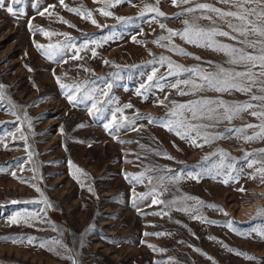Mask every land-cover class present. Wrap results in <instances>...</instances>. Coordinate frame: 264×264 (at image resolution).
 Returning <instances> with one entry per match:
<instances>
[{
  "label": "rangeland",
  "instance_id": "1",
  "mask_svg": "<svg viewBox=\"0 0 264 264\" xmlns=\"http://www.w3.org/2000/svg\"><path fill=\"white\" fill-rule=\"evenodd\" d=\"M107 2L64 0V7L60 0H22L15 7L23 15L14 16L5 0L0 9V264H264V212L257 211L264 209V177L256 171L264 168V138L245 141L259 128L235 131L264 123L250 114L264 110V101L250 98L264 92L259 84L251 93L193 91L184 81H201L175 68L245 70L203 41L171 35L192 23L230 31L214 13L184 11L202 3L229 6ZM45 8L52 15L38 14ZM70 8L91 12L96 24ZM212 39L243 47L229 37ZM69 93L77 97L73 103ZM201 98L257 107L231 121H186L197 126L186 131L172 110ZM97 101L100 112L92 109Z\"/></svg>",
  "mask_w": 264,
  "mask_h": 264
},
{
  "label": "snow or ice",
  "instance_id": "2",
  "mask_svg": "<svg viewBox=\"0 0 264 264\" xmlns=\"http://www.w3.org/2000/svg\"><path fill=\"white\" fill-rule=\"evenodd\" d=\"M22 0H11L6 7V11L10 15L14 16H21L23 15L22 10L16 8V5H19ZM97 2V0H94ZM106 6H111L108 4L107 0H104ZM117 3L120 0H116ZM173 5H177V3L187 4L189 0H172ZM221 3L228 5L229 8L227 10L213 7L207 3L197 4L193 8H186L184 9L185 12H196L197 10L207 11L214 13L216 18L222 20L230 31H224L220 28H209L204 29L198 26L196 23L190 24L188 27L185 28L183 34L171 32V35H181L183 39H185L188 43L193 44H200L202 41L205 42L204 46L211 48L214 51H219L225 53L229 57L227 63L232 65H242L244 66V71H235V70H228L222 66H216L213 71L211 72H203L201 69H184L180 65H175V68L182 70V71H189L193 72L196 76L198 81H184V84L190 85L193 91H200L204 88H210L216 92H228L230 90H236L239 92L251 93L253 87L259 84V90L264 92V80H260L259 77H264V0H220ZM60 4L64 7V0H60ZM34 7L36 5H33ZM54 7V6H49ZM149 11H156L158 15H164L163 13L159 12L157 9L146 6ZM5 8V0H0V9ZM69 11L76 12L77 14L81 15L83 19L91 20L93 24H96V21L92 19V13L87 12L86 14L79 8H70ZM100 13L104 16H111L112 13L105 11L103 9L99 10ZM45 13L48 15H52L49 12L48 8H45L43 11H40L38 14L43 16ZM202 19L213 20L211 16H202ZM66 23V21H62ZM185 24H188V21H185ZM163 27V25H162ZM29 29L32 30V23L29 21ZM37 31L42 32L45 36H51L55 33L45 32L42 28L37 29ZM66 35V34H64ZM221 36V37H229L232 40L237 41L239 44L243 45V47H235L224 43H219L213 40V37ZM251 36H256L258 39L252 40L250 39ZM161 40L165 39L164 37L160 38ZM37 49H42L45 46L41 44H35ZM49 49H56L58 45H48ZM252 48L254 52L258 50V54H254V52H247L245 49ZM55 54L54 51L46 52V55L49 59ZM184 55H188V53H183ZM95 55V53H93ZM77 58V57H73ZM196 59H200L196 57ZM212 63V62H209ZM169 68L173 67L171 61L168 62ZM260 68L261 71L259 73H255L252 69ZM31 71V69H28ZM149 80H152V77L149 76ZM57 82L60 83L59 78H57ZM83 85H75L74 90L75 92H80L81 87ZM3 85H0V90L3 89ZM61 88H68L69 86L63 83H60ZM111 88V85H108ZM173 87H177V85H173ZM181 95H186L188 93L181 92ZM103 96H108V92L104 91L102 93ZM3 97L0 96V99ZM84 99H91V96L85 95ZM251 100H259L264 101V95L257 96L255 94L251 95ZM69 103H73L77 97L74 94L69 93L67 96ZM101 103L97 101L96 103L92 104V109L96 112L102 111L101 107H97V104ZM215 106V107H214ZM126 108L132 107L131 104L124 105ZM257 107V105H253L251 103H244V104H237V105H228L223 100H213L208 98H201L199 100L190 102L189 104H181L177 105L176 108L172 110V115L177 117L179 120V126L184 127L186 131H195L196 125L186 124V121L195 120V119H213L215 118L216 122H219L220 116H223L224 119L231 121L233 118L238 116L242 112H248L249 110ZM260 107L264 108V105ZM92 109H90V114L92 113ZM179 109V111L177 110ZM222 110V111H218ZM122 109L117 108L116 112H120ZM187 113V115L185 114ZM250 114L254 117H259L264 120V110L262 111H251ZM182 118V119H181ZM116 120L115 114H113V121ZM149 122H152L151 120ZM113 126L112 122L105 125L106 129H109ZM122 125L117 124L116 128H119ZM210 125H205L204 127H209ZM247 128H259V132L253 133V135L245 136V141L255 140L257 138H264V123L260 125H253L247 124L241 129H236L235 131L244 132ZM228 131H233L229 129ZM205 141H207V137H205ZM195 143V141H192ZM198 147L200 145H197ZM264 152V149L260 150ZM250 155V154H249ZM171 157H169L170 159ZM204 159H208L205 157ZM257 163L256 161H252L249 164L251 167L253 164ZM77 172H80V169H76ZM258 173L264 177V168H259L256 170ZM15 176V173H12ZM140 176H133L132 179L139 181ZM254 178V177H253ZM264 182V180H262ZM37 191H40L37 189ZM89 191L92 189L89 187ZM239 191L243 192L244 189L241 188ZM190 199V197H189ZM45 203L47 201L45 200ZM153 203H161V201L153 199ZM51 207V205H48ZM210 207H216L215 205H210ZM258 212H264V209H258ZM198 218V217H194ZM12 223H16V220L11 221ZM152 235H163V233H155ZM6 239V238H3ZM214 239V238H213ZM15 242V241H14ZM56 243H59L56 241ZM43 246V245H42ZM151 247V246H150ZM51 250V249H49ZM237 255H246L244 253H236ZM248 259H254V257H247ZM73 264H76L73 261Z\"/></svg>",
  "mask_w": 264,
  "mask_h": 264
}]
</instances>
